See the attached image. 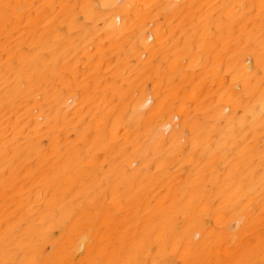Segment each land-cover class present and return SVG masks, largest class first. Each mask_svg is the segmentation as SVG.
<instances>
[{"label":"bare ground","instance_id":"6f19581e","mask_svg":"<svg viewBox=\"0 0 264 264\" xmlns=\"http://www.w3.org/2000/svg\"><path fill=\"white\" fill-rule=\"evenodd\" d=\"M0 264H264V0H0Z\"/></svg>","mask_w":264,"mask_h":264}]
</instances>
